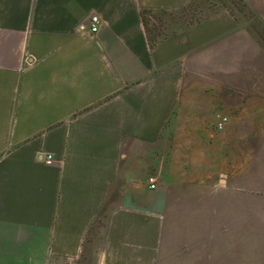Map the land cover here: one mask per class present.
Returning a JSON list of instances; mask_svg holds the SVG:
<instances>
[{
  "label": "crops",
  "instance_id": "obj_1",
  "mask_svg": "<svg viewBox=\"0 0 264 264\" xmlns=\"http://www.w3.org/2000/svg\"><path fill=\"white\" fill-rule=\"evenodd\" d=\"M247 1L264 25V0ZM189 2L0 0V264L151 259L155 191L217 111L257 125L243 154L261 188L262 36L221 8L153 42L143 13Z\"/></svg>",
  "mask_w": 264,
  "mask_h": 264
},
{
  "label": "rangeland",
  "instance_id": "obj_2",
  "mask_svg": "<svg viewBox=\"0 0 264 264\" xmlns=\"http://www.w3.org/2000/svg\"><path fill=\"white\" fill-rule=\"evenodd\" d=\"M194 3V9L202 14L227 5L257 29L264 42V25L256 19L249 1ZM256 6L264 9V5ZM183 14H188L186 20L196 15L186 10L176 16L184 21ZM168 20L170 29L178 27ZM245 119L235 108L226 126L219 130L214 115L203 116L210 132L183 141L179 162L171 165L180 178L165 180L155 191L154 220L158 228L154 248L148 252L151 259L143 264H264V178L259 188L257 164L248 157L245 163L243 154V145H256L258 131L257 125L255 131L250 130Z\"/></svg>",
  "mask_w": 264,
  "mask_h": 264
},
{
  "label": "trees",
  "instance_id": "obj_3",
  "mask_svg": "<svg viewBox=\"0 0 264 264\" xmlns=\"http://www.w3.org/2000/svg\"><path fill=\"white\" fill-rule=\"evenodd\" d=\"M240 2H243V0H239ZM193 0H190L189 4L180 9L179 11H153V10H147L143 13V21L145 24V27L147 28L148 32L150 33L151 39L153 42H157L160 39L164 38L165 36H167L171 31H170V27H169V20L168 18H170L173 22L178 23L180 25L183 26H187L190 25L194 22L200 21L206 17H208L210 14L218 11L219 9H215L212 10L210 12H205L204 14H202V12L195 10L194 8L196 7L197 4H193ZM192 7V8H191ZM226 8L231 9L230 7H228L226 5ZM188 11L191 13V11L195 12L194 17L195 18H190V19H185L187 15L183 14V19L184 21L181 20V18L179 16H176L177 12H185ZM232 10V9H231ZM200 13V14H199ZM199 14V15H197ZM168 17V18H166Z\"/></svg>",
  "mask_w": 264,
  "mask_h": 264
},
{
  "label": "built area",
  "instance_id": "obj_4",
  "mask_svg": "<svg viewBox=\"0 0 264 264\" xmlns=\"http://www.w3.org/2000/svg\"><path fill=\"white\" fill-rule=\"evenodd\" d=\"M99 25H100V17L98 15H92L91 16V20H90V27L87 28L86 25H80V29L85 30V31H90L92 33H95L98 29H99ZM229 121V115L222 112V111H217L216 115H215V126L217 129H223L226 124ZM41 158L43 159V161L46 164H52L54 161V157L51 153H46V154H42ZM157 180L155 178L154 175L149 176L148 178V183H149V187L150 188H156L157 184H156Z\"/></svg>",
  "mask_w": 264,
  "mask_h": 264
}]
</instances>
